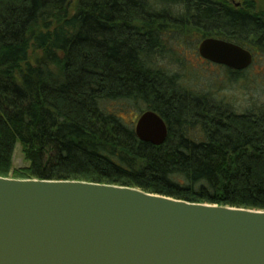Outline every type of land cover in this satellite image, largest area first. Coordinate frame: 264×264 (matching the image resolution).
I'll return each instance as SVG.
<instances>
[{"label": "trees", "instance_id": "1", "mask_svg": "<svg viewBox=\"0 0 264 264\" xmlns=\"http://www.w3.org/2000/svg\"><path fill=\"white\" fill-rule=\"evenodd\" d=\"M71 2L0 0V176L264 210V104L238 111L215 81L197 88L207 68L192 62L206 38L264 53V10L229 0ZM206 65L229 80L245 71ZM112 103L157 112L166 141H141L137 120Z\"/></svg>", "mask_w": 264, "mask_h": 264}, {"label": "water", "instance_id": "2", "mask_svg": "<svg viewBox=\"0 0 264 264\" xmlns=\"http://www.w3.org/2000/svg\"><path fill=\"white\" fill-rule=\"evenodd\" d=\"M199 54L234 71L253 53L206 38ZM137 137L163 144L168 125L139 115ZM0 264H264V210L189 202L74 179L0 176Z\"/></svg>", "mask_w": 264, "mask_h": 264}, {"label": "rangeland", "instance_id": "3", "mask_svg": "<svg viewBox=\"0 0 264 264\" xmlns=\"http://www.w3.org/2000/svg\"><path fill=\"white\" fill-rule=\"evenodd\" d=\"M76 1L72 0V9ZM254 4L257 10H264V0H254ZM192 62L199 64L202 69L207 68L196 79L194 85L197 88L200 86H210L211 88L213 81H215L219 88L218 96L225 99L231 107L238 111H244L250 107L256 108L264 104V53L261 51L254 53L252 65L243 74L239 75L238 79L232 80H229L225 70L217 71L214 67L210 68L203 60L194 61L192 59ZM109 108L111 110H122V114L127 121H136L139 117L138 112L132 106L112 103L109 105ZM25 165L26 162L24 161L22 148L18 144L14 153V167L19 169ZM10 177L13 178L11 174Z\"/></svg>", "mask_w": 264, "mask_h": 264}, {"label": "flooded vegetation", "instance_id": "4", "mask_svg": "<svg viewBox=\"0 0 264 264\" xmlns=\"http://www.w3.org/2000/svg\"><path fill=\"white\" fill-rule=\"evenodd\" d=\"M250 1H251V2H250ZM229 2H230L231 4H233V5L235 6V8L238 9V10H244V11H249V12H251V9L247 7V4H248V5H254V7H255L254 0H229ZM255 9H256V8H255ZM260 11H261V10H260ZM251 52H252V51H251ZM252 53H253V52H252ZM199 55H200V54H199ZM253 55H254V53H253ZM200 58H201L203 61H205V62H207V63H210V64H212V65L221 66V67H226V66H224V65L215 64V63H213V62H210V61L206 60L205 58H203L201 55H200Z\"/></svg>", "mask_w": 264, "mask_h": 264}]
</instances>
